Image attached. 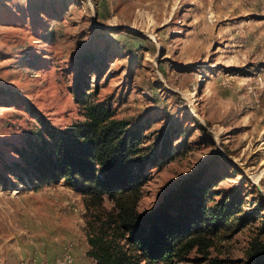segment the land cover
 <instances>
[{
    "label": "rangeland",
    "instance_id": "1",
    "mask_svg": "<svg viewBox=\"0 0 264 264\" xmlns=\"http://www.w3.org/2000/svg\"><path fill=\"white\" fill-rule=\"evenodd\" d=\"M112 107L171 160L145 168L138 211L199 178L208 204L241 200L232 229L168 264H255L264 251V0H0V264H96V231L118 210L61 180L18 178L16 147L38 126L84 121L74 96ZM214 199V200H213ZM117 233L121 232L117 229ZM155 264H165L159 262Z\"/></svg>",
    "mask_w": 264,
    "mask_h": 264
},
{
    "label": "trees",
    "instance_id": "2",
    "mask_svg": "<svg viewBox=\"0 0 264 264\" xmlns=\"http://www.w3.org/2000/svg\"><path fill=\"white\" fill-rule=\"evenodd\" d=\"M81 92L78 83L74 96L84 106L86 119L68 128L31 107L38 126L27 136L26 145L15 148L21 161L14 167L19 179L27 177L39 185L64 180L93 201L101 202L104 196L114 201L118 210L114 229L96 231L89 239L88 254L96 264L182 261L196 245L208 246L209 235L236 223L245 225L244 219H234L241 212V200L234 195L209 205L206 184L198 177L183 183L157 208L140 213L139 195L148 180L145 168L171 160L168 140L163 139L159 153L149 151L141 128L117 118L110 106L87 102ZM255 264H264V251L256 255Z\"/></svg>",
    "mask_w": 264,
    "mask_h": 264
},
{
    "label": "built area",
    "instance_id": "3",
    "mask_svg": "<svg viewBox=\"0 0 264 264\" xmlns=\"http://www.w3.org/2000/svg\"><path fill=\"white\" fill-rule=\"evenodd\" d=\"M73 248L72 244H67L64 248V253L56 264H72L73 262Z\"/></svg>",
    "mask_w": 264,
    "mask_h": 264
}]
</instances>
